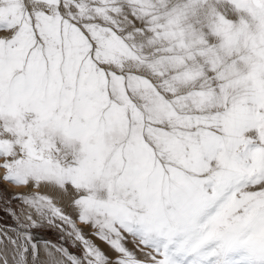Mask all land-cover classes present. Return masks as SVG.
I'll return each mask as SVG.
<instances>
[{
    "label": "snow or ice",
    "instance_id": "obj_1",
    "mask_svg": "<svg viewBox=\"0 0 264 264\" xmlns=\"http://www.w3.org/2000/svg\"><path fill=\"white\" fill-rule=\"evenodd\" d=\"M0 212V264H264V0H0Z\"/></svg>",
    "mask_w": 264,
    "mask_h": 264
},
{
    "label": "rangeland",
    "instance_id": "obj_2",
    "mask_svg": "<svg viewBox=\"0 0 264 264\" xmlns=\"http://www.w3.org/2000/svg\"><path fill=\"white\" fill-rule=\"evenodd\" d=\"M0 222H7V223H12L11 219H9L3 212H0ZM96 243L100 244L99 242L96 241ZM101 248L107 252L106 247H104V244H100ZM106 246V245H105ZM130 248L132 247L131 244L128 245ZM110 254V253H109ZM114 255V254H110Z\"/></svg>",
    "mask_w": 264,
    "mask_h": 264
},
{
    "label": "bare ground",
    "instance_id": "obj_3",
    "mask_svg": "<svg viewBox=\"0 0 264 264\" xmlns=\"http://www.w3.org/2000/svg\"><path fill=\"white\" fill-rule=\"evenodd\" d=\"M97 242H99V241H97ZM99 243H100V242H99ZM104 247H106V249H107V251H108V248H107V246H105V245H104ZM110 254H114V253H110Z\"/></svg>",
    "mask_w": 264,
    "mask_h": 264
}]
</instances>
